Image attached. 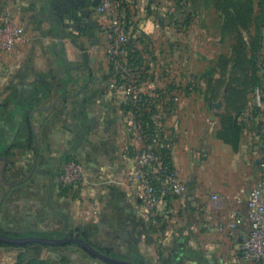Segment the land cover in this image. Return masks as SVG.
Returning a JSON list of instances; mask_svg holds the SVG:
<instances>
[{
    "label": "crops",
    "instance_id": "0c3cea01",
    "mask_svg": "<svg viewBox=\"0 0 264 264\" xmlns=\"http://www.w3.org/2000/svg\"><path fill=\"white\" fill-rule=\"evenodd\" d=\"M34 1L38 0H0V36L6 26H21L26 33V40L13 51L0 50V128H4L0 129V144L4 142L2 137L9 135V142L16 145H5L11 153L0 160V176L4 167L14 175L10 171L14 169L12 163L22 157L24 167H20V173L25 178L18 182L22 188L33 167L41 176L39 181L49 172L47 168L57 178L63 156L75 148V154L80 153L84 162V179L78 188L88 199L106 205V200L98 197L101 187L130 201L128 191L136 187L134 179L139 169L135 154L130 155L126 104L122 100L127 89L119 80L130 75V46L121 39L119 29L106 28L99 11L101 0H76L81 8L75 0H65V7L59 10L53 9L52 0H40L45 5V18L39 15V2L37 8L26 6ZM114 9L128 13L126 8ZM54 14L79 16L62 22L56 21ZM160 71L159 59L152 70L153 90H158V97L168 94L165 70L162 75ZM174 83L177 85V75ZM177 92L174 89L173 94ZM27 97L36 103L30 106ZM85 99H89L87 104ZM255 118L253 129H249L239 117L243 128L236 149L216 135V129L207 134L205 141L203 136H193L185 148L182 142L177 144L176 136L172 137L171 164L179 171L189 194L186 198L173 194L160 203L157 216L164 222L163 230L159 240L151 231H143L137 243L142 262L243 264L240 243L248 221L245 206L237 203L234 195L243 186L250 188L261 174L258 162L264 156L260 143L264 109L259 112L261 123ZM172 124L176 127L178 121ZM128 176H133L130 186ZM44 184L40 181L37 188L46 189ZM215 195L218 199L213 198ZM123 201L119 205L126 204ZM141 206L144 208L143 202ZM233 209L241 212L242 222L232 232L226 226ZM218 223L224 228L218 229ZM21 255L22 248L0 245V264H16Z\"/></svg>",
    "mask_w": 264,
    "mask_h": 264
},
{
    "label": "rangeland",
    "instance_id": "374dc122",
    "mask_svg": "<svg viewBox=\"0 0 264 264\" xmlns=\"http://www.w3.org/2000/svg\"><path fill=\"white\" fill-rule=\"evenodd\" d=\"M36 2L41 1L26 6L35 8ZM77 3V8H81ZM65 4V0H52L54 10ZM40 5L39 15L45 18V5ZM129 8L122 16L119 31L121 39L130 46V75L119 80L127 89L122 100L126 104L130 155L135 154L137 169L140 170L139 157L145 149L150 148L156 154L167 151L171 159L172 137L176 136L177 144L182 142L184 148L193 136L198 139L203 136L205 141L211 131L216 129L218 134L229 115L239 113L247 128L253 129L252 120L258 114L254 108L258 90L264 104V0H130ZM53 16L62 22L64 18L77 19L73 14ZM105 26L108 30L115 29L107 22ZM70 34L65 36L76 43ZM159 59L160 73L162 75L163 70L166 73L168 94L158 97V90H153L152 70ZM174 89L178 91L176 95ZM28 99L30 106L36 103ZM158 104H161L159 109ZM175 120L178 121L176 127L172 124ZM9 139V135L2 137L0 160L11 153L5 145L16 146ZM74 149L65 158L73 155L84 164L82 156L75 154ZM21 159L12 163L14 169L10 171L14 175L5 169L0 176V225L4 227L1 233L40 236L41 232H51L54 238L78 236L109 256L138 264L142 257L137 243L143 231H151L159 240L164 222L158 220V211L148 214L141 206L144 195L140 187L141 174L135 176L136 187L128 191L132 195L130 201L116 191H103L99 186L98 197L107 202L103 206L88 199L79 188L61 185L51 168L46 169L50 170L40 180L45 181L46 189L37 188L41 176H37L35 167L22 188L18 183L25 178L21 177L24 167ZM27 163L32 168V163ZM150 178L154 182L153 173ZM35 180L37 183H32ZM56 181L58 186L54 188ZM128 182L130 186L133 176H128ZM120 200L126 204L119 205ZM155 219L157 221H153ZM18 248H22L25 260L33 258L52 264H62L63 260L69 264H115L76 243L51 248L43 245L39 249Z\"/></svg>",
    "mask_w": 264,
    "mask_h": 264
},
{
    "label": "built area",
    "instance_id": "2783aa9c",
    "mask_svg": "<svg viewBox=\"0 0 264 264\" xmlns=\"http://www.w3.org/2000/svg\"><path fill=\"white\" fill-rule=\"evenodd\" d=\"M118 2L114 0H101L99 11L103 15V19L116 29H119L123 23L122 16L114 7L118 6ZM120 15L121 18L116 17ZM26 40V33L21 26L13 28L6 26L0 36V50L11 52L15 46L21 41ZM255 110L258 111L254 118L259 120V112L264 109L261 100L260 91H257V103L254 104ZM262 126V128H261ZM260 126L262 129V139L260 141L264 155V124ZM161 153H154L150 148L145 149L139 157L140 170L138 174L143 176L140 184L144 191L142 198L144 211L154 214L158 211L160 203L164 200L166 194H175L186 198L189 194L188 186L181 179L180 173L173 166H169L162 162ZM260 165V177L255 180L254 184L248 187H241L234 195V200L245 206V216L248 221L247 230L241 237L240 252L243 264H264V156H260L258 162ZM156 166L157 171L152 167ZM161 173V187L158 188L151 181L150 175L153 173ZM57 179L60 184L65 187L78 188L84 179V164L79 161L76 156H70L62 159V164L57 173ZM214 199H218L215 195ZM231 221L227 224V228L232 232L242 222L241 212L238 209L231 211ZM218 229L224 228L223 224H217Z\"/></svg>",
    "mask_w": 264,
    "mask_h": 264
},
{
    "label": "trees",
    "instance_id": "16d2710c",
    "mask_svg": "<svg viewBox=\"0 0 264 264\" xmlns=\"http://www.w3.org/2000/svg\"><path fill=\"white\" fill-rule=\"evenodd\" d=\"M116 1L119 3V6L121 8L126 7L127 11L129 12V3L127 2V0H116ZM128 58L130 61V47H129ZM238 115H239V113L227 116V119L224 120V122H223V124H222V126L218 132V136L220 138H222L224 141L230 143L234 147V149H236L238 147L240 135L242 133V128H243L241 123H239V120H238L239 116ZM159 153H161V155H162L161 156L162 162H164V164H166V165L172 166L171 159L168 156V152L162 151ZM153 178H154V184L158 188H160L161 187L160 186L161 185V173L158 172V173L153 174ZM172 196H173L172 194H166L164 196V199H169ZM39 235L42 237H45V238H54V237H52L53 233H51V232H41V233H39ZM10 236H27V235L20 234V233H11ZM0 245L1 246L2 245L11 246V245L2 244V243H0ZM42 245L45 247H48V248L55 246V245H44V244H39V243H29V244L24 245L22 247H25V248L30 247V248H34V249H39ZM15 247H18V246H15ZM61 263L62 264H69L65 260L61 261ZM16 264H52V262L46 261V260H40L39 261L38 259H33V258L25 260L23 257V254H22ZM140 264H145V263L141 261Z\"/></svg>",
    "mask_w": 264,
    "mask_h": 264
},
{
    "label": "water",
    "instance_id": "95a60500",
    "mask_svg": "<svg viewBox=\"0 0 264 264\" xmlns=\"http://www.w3.org/2000/svg\"><path fill=\"white\" fill-rule=\"evenodd\" d=\"M89 99H85L84 103L87 104ZM86 108V106H85ZM85 108L81 111L84 112ZM83 136V135H82ZM73 149V148H72ZM70 150L66 152L68 154ZM66 154L63 156V158L66 156ZM5 167L2 170V173H4ZM0 228L2 225H0ZM0 243L3 244H8L11 246H24L29 243H39V244H44V245H63V244H71V243H76L81 246H83L86 250H88L91 254L106 260L108 262H112L115 264H137L135 262L129 261V260H124V259H118L114 258L112 256L107 255L104 252H101L100 250L96 249L93 245L90 243L82 240L78 236H66L63 238H45L42 236H36V235H27V236H9V235H4L0 234Z\"/></svg>",
    "mask_w": 264,
    "mask_h": 264
},
{
    "label": "flooded vegetation",
    "instance_id": "af4514ba",
    "mask_svg": "<svg viewBox=\"0 0 264 264\" xmlns=\"http://www.w3.org/2000/svg\"><path fill=\"white\" fill-rule=\"evenodd\" d=\"M4 229L0 228V234H4V233H1ZM4 235H8V234H4ZM10 236V235H9Z\"/></svg>",
    "mask_w": 264,
    "mask_h": 264
}]
</instances>
